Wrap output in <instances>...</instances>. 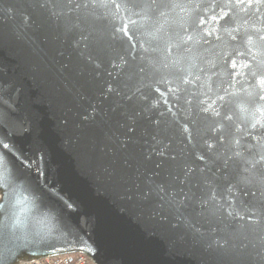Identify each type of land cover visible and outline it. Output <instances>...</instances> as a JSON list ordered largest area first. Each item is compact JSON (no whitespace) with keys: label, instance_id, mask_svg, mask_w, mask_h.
I'll return each instance as SVG.
<instances>
[{"label":"water","instance_id":"95a60500","mask_svg":"<svg viewBox=\"0 0 264 264\" xmlns=\"http://www.w3.org/2000/svg\"><path fill=\"white\" fill-rule=\"evenodd\" d=\"M42 2L0 0V127L9 136L8 142L15 145L16 155L32 163L28 169L17 162L18 173L26 177V182L17 181L8 201H0L5 203L0 209V222L6 225L3 264H25L45 256L75 252L85 254L92 264H236L238 241L230 234L233 229L227 227L237 226L236 221L225 220L217 213L211 224L184 218L167 222L138 207L127 198L128 189L134 191L135 176H130L127 183H117L106 172L111 157L102 151L106 141L98 128L101 117L95 122L82 117L86 109L91 111L90 104L109 115V109L117 105L121 111L134 107L141 113L136 117L141 125L138 135L147 141L146 149L155 146L151 136L156 135L164 145L171 141L172 148L181 151L179 125L185 121L194 122L206 138L214 135L210 128L223 123L230 138L237 127H246L245 121L251 119L254 106L241 91L248 87L245 81L250 78L233 79L229 75V56L243 51L246 55L239 63H252L253 56L256 62L264 61V44L255 35L260 24L241 12L227 24L217 21L206 25L220 30L202 40L189 28L195 11L166 10V17L155 20L149 28L153 36L147 38L156 49L148 54L151 63L137 58L138 67L133 74L112 67L113 61L119 63L118 55H125L118 41L111 37L112 25H118L119 20L101 19L93 27L81 25L69 31L63 19L50 17L41 7ZM237 26H241V31L239 35L233 33V41L223 29ZM245 29L252 35L254 46L245 44ZM81 31L85 36L91 33L87 42L81 39ZM188 34L194 38L184 43ZM216 35L221 39L217 40ZM249 49L251 55L247 54ZM139 67L144 68L143 73ZM183 79L192 83L184 85ZM161 81H172V87L179 83L182 91L187 89L185 94L190 99L203 100L204 93L215 99L225 95L223 89L236 92L237 97L223 108L217 103L220 118L202 112L196 100L191 108L181 100L172 109L176 120L173 124V116L163 100L153 106L160 96L154 89L159 87L165 93L169 86ZM107 82L118 85L125 95L108 97ZM133 94V100L128 101L127 95ZM142 96L147 99H141ZM229 99L225 97L226 101ZM168 100L173 103L172 97ZM241 101L247 104L248 112L237 108ZM225 112L232 116V121L223 120ZM128 114L135 115L132 111ZM156 119L161 120V129L166 131L152 126L151 121ZM209 143L214 141L209 139ZM229 147L227 142L218 146V154L231 155ZM219 166L210 161L213 172ZM40 193L42 197L35 199ZM17 199L24 202L18 204ZM65 201L73 204L75 211L65 209ZM17 220L20 223L15 236L19 240L11 232ZM46 228L54 229V236L66 235L69 241H77L75 250L53 251V246L69 248L63 240L56 239L38 248L24 246L26 235ZM226 239L231 241L230 245L217 248V243ZM80 240L86 241L91 254L82 250ZM37 250L45 255H33Z\"/></svg>","mask_w":264,"mask_h":264},{"label":"snow or ice","instance_id":"6c2138e0","mask_svg":"<svg viewBox=\"0 0 264 264\" xmlns=\"http://www.w3.org/2000/svg\"><path fill=\"white\" fill-rule=\"evenodd\" d=\"M41 7L48 11L50 17L63 19L64 26L69 31L80 28L81 25L93 27L95 22L101 19L119 20L118 25H112L111 37L118 41L125 55H118L119 63L113 61L112 67L119 68L122 72L127 69L133 74L138 67L137 58L151 63L148 54L150 51L155 52L156 49L151 47V40L147 38L153 36L149 28L155 20L166 17V10L169 9L180 8L181 11H185L191 8L195 11V19L189 28H192L202 40L212 37L220 30L216 27H205L206 25L215 24L217 21L227 24L234 21L242 12L249 20L255 19V23L260 24L255 35L257 40L264 44V0H43ZM244 23L248 24V20ZM252 27H255V24ZM223 31L235 41L236 35L233 33L239 35L241 26L224 28ZM244 34L247 36L245 44L254 46L252 35H249L246 29ZM89 36H85L81 31V39L85 42ZM193 38L192 34H188L183 42L188 43ZM216 39L220 40L221 36L216 35ZM247 54L251 55L250 49ZM245 55L243 51H237L235 57L230 55L228 71L233 79L244 76L250 78L245 81L248 87L242 88L241 91L254 106V110L250 113L251 119L245 121L246 127L243 129L237 127L235 133H230V138L223 123L210 128L214 135L206 138L200 135L194 122L185 121L179 125L181 151L173 149L171 141L164 145L162 140H157L156 135L151 136L155 146L146 149L144 145L147 141L143 135H138V128L141 125L136 117L141 113L135 111L134 107L121 111V106L117 105L109 109V115L102 114L98 106L90 104L88 107L91 111L86 109L82 118L95 122L98 116L101 117L98 128L106 141L102 151L111 157L106 172L117 183H127L130 176H135L134 191L129 188L127 192L130 201L167 222L184 218L198 219L204 224H211L212 218L219 213L225 220L237 222V226L227 225L233 229L230 234L238 241L236 246L239 249V257L236 264L257 262L264 264V61L256 62L253 56L252 63H239ZM139 72L143 73L144 68L139 67ZM161 83L169 86L165 93H161L159 87L154 89L160 96L153 106L163 100L167 112L173 116V124L176 120L172 109L179 105L181 100L189 108L192 107L193 100H196L202 112L220 118L222 113L218 110L217 103L219 102L220 108H223L225 104L234 103L237 97L236 92L230 93L228 89H223L225 95H217L215 99L206 93L203 94L205 96L203 100L197 97L190 99L185 94L187 89L182 91L179 83L176 87L171 86L172 81ZM182 83L189 85L192 81L183 79ZM229 87L233 85L229 84ZM105 92L108 97L119 98L125 95L121 88L112 82L106 83ZM226 96L230 97L227 101ZM133 97L134 94L127 95L126 98L132 101ZM168 97L173 98V103L169 104ZM141 99L147 97L142 96ZM236 106L242 113L249 111L244 101L237 103ZM129 111L135 115H129ZM257 113L260 114L259 117ZM223 120L232 121V116L225 112ZM151 124L157 130L166 131L161 129L159 119L151 121ZM209 139L214 143H209ZM9 140V136L5 135L0 127V201L5 203L10 192H15L16 182H26V177L18 173L17 162L25 168L32 167L31 162L21 160L16 155L15 145L8 142ZM225 142L230 145L231 152L227 157L218 154V146ZM210 161L213 165L220 164L215 172L210 167ZM217 172L221 175L217 176ZM42 195L43 193H40L35 199H40ZM16 202L20 204L24 201L17 199ZM5 203H0V209L5 207ZM63 206L65 209L75 211L71 203L65 201ZM19 223L17 220L11 226L12 236L16 240L20 239L15 236ZM5 227L6 225L0 222V264H3L5 252ZM53 231L54 229L46 228L26 235L23 239L24 246L33 245L38 248L39 245L56 239L63 240L69 248L57 249L53 246V251L75 250L77 241H69L66 235L54 236ZM196 231L199 232V229ZM79 243L83 246V251L91 254V248L86 241L80 240ZM230 243L231 241L226 239L222 244L217 243V248L226 249ZM33 255L45 253L37 250Z\"/></svg>","mask_w":264,"mask_h":264},{"label":"built area","instance_id":"2783aa9c","mask_svg":"<svg viewBox=\"0 0 264 264\" xmlns=\"http://www.w3.org/2000/svg\"><path fill=\"white\" fill-rule=\"evenodd\" d=\"M25 264H92L91 261L81 252L65 253L54 256H45L34 259Z\"/></svg>","mask_w":264,"mask_h":264}]
</instances>
